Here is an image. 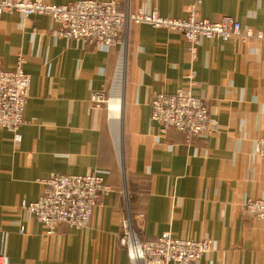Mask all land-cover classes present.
Returning <instances> with one entry per match:
<instances>
[{
    "label": "crops",
    "instance_id": "crops-1",
    "mask_svg": "<svg viewBox=\"0 0 264 264\" xmlns=\"http://www.w3.org/2000/svg\"><path fill=\"white\" fill-rule=\"evenodd\" d=\"M116 1L171 18L186 17L193 2ZM200 14L264 32V0H203ZM57 29L42 14L0 15V68L13 69L22 54L31 76L22 140L0 127V254L20 264H131L118 241L129 209L142 240L166 231L212 239L196 264H264V219L242 206L264 198V156L256 152L264 138V40L202 38L193 57L181 32L133 25L119 121L91 97L110 96L120 48L58 37ZM188 89L213 120L211 132L190 141L174 128L163 132L150 106L159 92ZM92 172L112 190L87 227L62 224L48 234L22 206L38 199L52 173Z\"/></svg>",
    "mask_w": 264,
    "mask_h": 264
},
{
    "label": "built area",
    "instance_id": "built-area-1",
    "mask_svg": "<svg viewBox=\"0 0 264 264\" xmlns=\"http://www.w3.org/2000/svg\"><path fill=\"white\" fill-rule=\"evenodd\" d=\"M202 2L193 0L186 17L171 18L161 16L156 10L132 11L128 3L122 5L116 0H76L64 4L45 0H0V15L15 12L24 16L46 15L58 24V37L79 43L118 46L120 59L125 50L128 55L130 28L141 23L181 32L193 57L202 38L229 40L237 37L243 42L264 40V32L243 26L232 16H223L218 21L203 18L200 14ZM24 64L25 57L19 54L13 69L0 68V127L10 130L17 142L22 140L20 128L25 123L24 111L31 86V76L25 71ZM194 77L193 70L188 75L190 82ZM91 99L95 106L106 104L110 108L109 95L104 91L94 92ZM150 106L151 116L161 125L163 132L174 128L184 132L190 141L213 130L205 100L190 89L159 92L153 96ZM256 152L264 156V138L258 140ZM42 183L44 187L38 199L24 200L22 206L45 226L48 234L54 233L62 224L73 228L87 227L102 197L112 190L105 178L96 172L52 173ZM242 206L248 214L264 219V198H249ZM118 241L127 251L131 264H196L213 245L210 238L184 239L168 231L152 240H142L129 209L122 221ZM0 264L20 263L0 254Z\"/></svg>",
    "mask_w": 264,
    "mask_h": 264
},
{
    "label": "bare ground",
    "instance_id": "bare-ground-1",
    "mask_svg": "<svg viewBox=\"0 0 264 264\" xmlns=\"http://www.w3.org/2000/svg\"><path fill=\"white\" fill-rule=\"evenodd\" d=\"M125 64H126V58L125 55L123 54L117 80L113 88L115 93H117V96L111 97L109 104L110 116L112 120L115 119L122 121V100H123L122 92H123L124 80H125Z\"/></svg>",
    "mask_w": 264,
    "mask_h": 264
},
{
    "label": "rangeland",
    "instance_id": "rangeland-1",
    "mask_svg": "<svg viewBox=\"0 0 264 264\" xmlns=\"http://www.w3.org/2000/svg\"><path fill=\"white\" fill-rule=\"evenodd\" d=\"M112 87H113V84H112V86L109 89V94H110L109 98H110V100H111V96H112V89H113ZM114 93H115V91H114ZM115 95L117 96V93H115ZM109 104H110V102H109Z\"/></svg>",
    "mask_w": 264,
    "mask_h": 264
}]
</instances>
